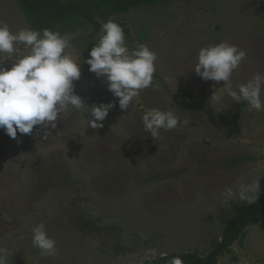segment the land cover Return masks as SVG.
<instances>
[{
    "label": "rangeland",
    "instance_id": "374dc122",
    "mask_svg": "<svg viewBox=\"0 0 264 264\" xmlns=\"http://www.w3.org/2000/svg\"><path fill=\"white\" fill-rule=\"evenodd\" d=\"M116 17L127 24L129 47L157 53L152 86L121 110L103 77L84 62L98 39L93 27L66 34L80 64L75 92L91 107L116 102L102 127L83 112L61 115L55 129L34 126L9 137L0 129V247L7 264H144L173 251L208 255L243 202H222L226 187L257 181L264 189V110L246 102L212 99L224 82L195 73L198 50L227 41L246 52L232 76L235 88L264 74V0H169ZM0 22L29 27L16 0H0ZM24 54L23 45L18 46ZM13 60H5L10 68ZM171 110L178 125L157 138L143 129V112ZM44 223L56 241L54 256L32 245ZM218 264H264V221Z\"/></svg>",
    "mask_w": 264,
    "mask_h": 264
},
{
    "label": "clouds",
    "instance_id": "9594fccd",
    "mask_svg": "<svg viewBox=\"0 0 264 264\" xmlns=\"http://www.w3.org/2000/svg\"><path fill=\"white\" fill-rule=\"evenodd\" d=\"M23 45L24 54L18 46ZM72 38L49 28L23 27L12 31L7 23L0 22V129L9 137L17 133L28 135L34 126L44 129L43 139L48 138L49 128L57 127L61 115L83 112L89 127H102V122L116 102H100L91 107L74 90V82L81 76L82 61L74 59L69 51ZM5 60H13L10 68ZM157 53L143 43L129 47L122 26L109 18L101 23L98 39L84 61L89 71L97 78L103 77L108 90L117 98L121 110L128 109L141 90L153 84ZM246 52L235 44L221 41L201 47L197 53L195 73L203 80L226 85L225 93L211 98L221 102L226 94L232 101L246 102L249 111L264 110V74H253L235 88L232 76ZM143 129L154 139L161 130L171 131L178 125V117L171 110L151 108L141 117ZM258 183H240L234 190L226 187L221 192L222 202L233 199L254 203L257 199ZM32 245L41 255L54 256L56 241L51 238L44 223L32 228ZM8 249L0 247V264H7ZM170 264H183L179 256L172 257Z\"/></svg>",
    "mask_w": 264,
    "mask_h": 264
},
{
    "label": "trees",
    "instance_id": "16d2710c",
    "mask_svg": "<svg viewBox=\"0 0 264 264\" xmlns=\"http://www.w3.org/2000/svg\"><path fill=\"white\" fill-rule=\"evenodd\" d=\"M33 29L49 28L61 34L76 33L93 27L91 36H97L101 23L114 18L129 34L127 24L116 15L126 13L132 8L147 5L158 6L169 0H16ZM94 44V43H93ZM264 221V189L257 194L254 203L243 201L228 219L221 238L213 242L214 247L208 255L198 251H173L151 259L144 264H170L172 257L179 256L183 264H218L220 255L231 252L236 241L243 242L250 225Z\"/></svg>",
    "mask_w": 264,
    "mask_h": 264
}]
</instances>
